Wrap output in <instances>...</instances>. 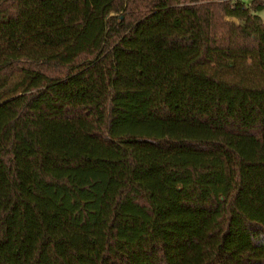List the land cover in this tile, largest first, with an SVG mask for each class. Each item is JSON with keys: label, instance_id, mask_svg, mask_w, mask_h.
I'll return each instance as SVG.
<instances>
[{"label": "trees", "instance_id": "1", "mask_svg": "<svg viewBox=\"0 0 264 264\" xmlns=\"http://www.w3.org/2000/svg\"><path fill=\"white\" fill-rule=\"evenodd\" d=\"M259 1L0 0V264H264Z\"/></svg>", "mask_w": 264, "mask_h": 264}, {"label": "rangeland", "instance_id": "2", "mask_svg": "<svg viewBox=\"0 0 264 264\" xmlns=\"http://www.w3.org/2000/svg\"><path fill=\"white\" fill-rule=\"evenodd\" d=\"M243 2L249 7L252 5V0H243ZM263 2H264V0H260L258 2V4H262ZM253 15L259 16L264 21V10L259 11V12H255V13H253ZM227 21L231 22V23H236L237 25L239 24V22L237 20H234V19H227Z\"/></svg>", "mask_w": 264, "mask_h": 264}]
</instances>
